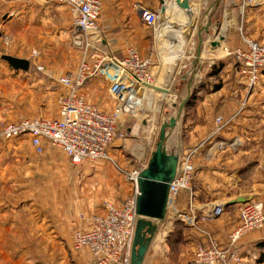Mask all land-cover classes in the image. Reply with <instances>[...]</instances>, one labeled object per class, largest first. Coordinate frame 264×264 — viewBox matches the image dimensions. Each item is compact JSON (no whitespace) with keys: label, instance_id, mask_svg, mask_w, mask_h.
Instances as JSON below:
<instances>
[{"label":"crops","instance_id":"1","mask_svg":"<svg viewBox=\"0 0 264 264\" xmlns=\"http://www.w3.org/2000/svg\"><path fill=\"white\" fill-rule=\"evenodd\" d=\"M134 1L101 0L102 12L98 28L102 51L122 60L126 49L134 47L140 58L150 60L151 69L157 71V77L166 78L174 70V66L179 65L178 70L182 68L181 64L188 58L184 60L181 57L183 54L191 55L188 47L193 42V35L197 39V31L206 28L202 35V53L197 68L200 69L203 63H206V71L211 66L222 65L224 79L221 86L215 88L214 85L211 92L202 96L201 102L204 105L213 104L216 116L226 118L230 108L234 113L241 107L245 114L244 118L237 120H233L235 114H230L232 119H228L231 121L220 135L225 139L241 137L237 148L211 147L203 154H199L201 148L198 149L193 161L194 174L190 187L169 198L165 218L158 224L142 263L187 264L192 258H182L181 252H188L189 249L193 255L197 243L204 240L205 234L198 226L185 222V218L195 222L197 214L202 212L205 205L201 201L213 194L222 193V188L218 186L220 184L216 185L215 182H212V187L217 186V190L207 189L209 168L202 165L216 163L220 159L225 163L227 159H223L224 156L241 155L239 159L249 156L254 147V138L247 120L264 117V74L261 73L253 92L248 93L246 78L240 74L234 59L225 56L226 50L242 46L241 34L257 42H264V3L253 7L242 6V0H220L215 6L216 0H189L188 15L183 18L189 29L182 40L180 36L162 35L164 23L160 21L155 29L147 27L135 4L148 7L140 1ZM162 3V0H154L150 6L151 11L158 12V6ZM197 12L198 27L193 30L191 28L196 23ZM179 22L183 23L182 20ZM217 32L223 33L222 43L213 48L210 45L215 42ZM83 43V35L73 26L72 14L66 6L59 5L55 0H0V124L40 116L56 118V100L61 91L57 88V80L76 70L86 51L82 52L75 67L78 50L82 49ZM2 55L28 60V70H14L1 60ZM195 55L196 50L191 61L192 67ZM36 66L43 70L37 71ZM215 77L216 75L211 76L209 80ZM189 80L188 78L187 86ZM109 86L110 82L104 77L91 79L83 88L87 102L103 112L110 111L113 99L108 92ZM149 92L158 97L163 96L147 88L140 90V95L146 97ZM189 111L185 112L184 109L165 143L166 152L174 153L178 158L179 153L175 147L188 144L183 134L195 132L189 121ZM170 117H166L160 126ZM257 135L262 136L259 132ZM176 137H180L178 145L173 143ZM186 150L189 147L180 149ZM242 165L238 164L237 170L242 169ZM113 176L110 167L103 162L86 161L77 166L72 165L60 149L46 141H43L41 154L35 152L27 136L1 143L0 264H94L87 248L73 250V235L77 231L89 230L92 217L104 213L105 202L119 204L125 196L131 195L132 185L122 180H118L117 184V181L111 179ZM225 181L223 180L225 187L238 190L235 183ZM117 185L120 186V191L117 190ZM226 193L231 195L211 198L206 201L208 206L211 208L224 198L242 197L241 192ZM217 223L218 221H214L206 225L215 229L219 225ZM233 223L228 234L215 230L218 234L211 239L221 247L227 246L229 235L239 225V214ZM260 242L264 241L254 243L256 249ZM247 243L249 241L242 238L237 246L244 248ZM207 244L208 241L202 245ZM259 252L260 249L255 254V264H264L256 261ZM241 261L242 264L248 263L245 256Z\"/></svg>","mask_w":264,"mask_h":264},{"label":"built area","instance_id":"2","mask_svg":"<svg viewBox=\"0 0 264 264\" xmlns=\"http://www.w3.org/2000/svg\"><path fill=\"white\" fill-rule=\"evenodd\" d=\"M66 6L73 16V26L84 35L85 52L76 70L58 79L64 91L56 103L58 115L54 119L42 116L23 119L14 123L0 124V139L10 141L27 136L37 154L43 152V141L61 150L72 165L95 162L108 158V152L116 139L117 121L121 114L127 113L130 104L139 105L140 90L145 84L153 86L150 74L151 62L140 58L134 47L126 49L125 56L118 60L107 52L94 47L101 42L98 21L101 15V0H55ZM264 0H242V6L259 7ZM142 22L155 29L159 13L137 5ZM242 46L226 50L236 62L240 74L246 78L247 88H254L264 70V42H257L241 34ZM89 49V50H88ZM92 52L88 53V51ZM37 71L42 67L36 66ZM113 72V73H112ZM110 74V97L117 102L116 109L105 113L87 102L84 86L98 76ZM215 133H222L231 120L216 117ZM235 141V140H234ZM230 146L234 147L233 142ZM235 148V147H234ZM198 148L179 153L178 168L169 186V198L181 190L189 189L194 174V158ZM139 172H131L127 180L134 186V196L124 199L120 204L105 203L104 213L92 217L87 231H77L73 235V250L87 248L95 264H128L129 251L135 226L136 178ZM222 207H216L208 215L217 216ZM184 217V216H183ZM185 218V217H184ZM264 214L258 202L249 201L240 205L239 225L229 235L228 244L221 247L213 239L207 245L199 246L194 254V264H237V242L250 232L262 227Z\"/></svg>","mask_w":264,"mask_h":264},{"label":"rangeland","instance_id":"3","mask_svg":"<svg viewBox=\"0 0 264 264\" xmlns=\"http://www.w3.org/2000/svg\"><path fill=\"white\" fill-rule=\"evenodd\" d=\"M138 1L142 2L150 10H152L150 6L153 5L154 0H135L134 2H138ZM162 1L163 3L158 6L159 8L157 12L159 13V21L160 22H163L165 20L166 22L172 21L175 22L177 25H179L177 28L172 25V27H170L169 30L167 31V33L170 32L167 35L173 36L176 34V36H180L182 40H184L185 35L187 33L186 31L189 29V27L186 26L184 22L185 19L183 20V18H185L186 15H188L187 14L188 9H185L183 5H179V4L178 7L176 5L177 3L175 4L173 3L172 6H170L168 9L166 5V0H162ZM135 5L137 6V4ZM198 17H199V12H197L196 14V21H195L196 23L191 28L193 30H196L198 27L197 25ZM179 20H182L183 23L179 22ZM146 30H148V28H146ZM222 36L223 33L218 34L217 32V34L215 35V42L222 43ZM84 45L85 42L82 45V49L78 50L77 62L75 64V67L81 58L82 52L85 51ZM102 46L103 45L101 44V42L94 44V47H97L98 49H101ZM188 48L190 49L189 54L191 55L183 54L184 56H182L181 59L184 60H186V58L188 59L184 61L183 64H181L182 68L178 70L179 65L174 66V70L169 72L166 78L157 77L158 75L157 73H155L157 71L155 69L152 70L150 66V74L153 76V82H152L153 86L164 89L168 91V93L162 94L163 95L162 97L161 96L158 97L154 93L149 92L146 97L145 96L140 97L142 102L139 105L130 104L129 106H127V113L121 114L118 118L116 139L114 140L112 146L109 149L108 158L96 161V162H103L106 166L110 167L111 173L114 175L113 178L111 179L117 181V184H118V180H122L123 182L132 185L133 189L131 195L125 196L122 200H120V203L124 199L129 198L130 196H134V186L130 181L127 180V175L130 174L131 172H140L143 168L146 167L150 152H152L154 149L160 123L165 121L166 117H170L175 113L178 105L180 104V101L185 97L188 78H190V74L193 71V67L191 66V61L196 50L195 35H193V42L191 45H189ZM92 51L93 50H91L90 52ZM226 57H230V56H226ZM203 58L205 60L206 56H204ZM117 59L121 60L119 58ZM205 66L206 63H203V65L200 67V69L197 70V72L194 75V81L192 83V89L189 98V100L191 101L190 102L191 105L189 107L190 111L188 109L185 110V112L189 111L190 115L188 117L189 119H191L189 121L192 122L191 124L194 127L193 129H195V132L193 133V131H191V133H187L185 135L183 134L184 132H182L184 138H186V142L188 143L187 146L184 145V147L186 148L189 147V150L190 149L192 150L194 148H198V149L201 148V153L199 154L205 153L211 147L221 148L220 144L230 143L231 142L230 140L233 139L235 140L236 143L234 147L237 148L239 145L238 141H240L241 137L234 136L232 138L229 137L228 139L220 137L221 135L220 133H215L216 124H217L215 119L218 116H221L223 120L226 119L228 120L229 118L232 119L230 116L233 114H235V116H233V120L244 118L243 116H245V114H243L244 112V110L242 109L243 107H241V109L238 110L239 112L235 111L234 113L230 108L229 113L226 114L227 116L226 118H224L222 115L216 116V113L213 109V104L209 103L208 105L207 104L204 105L201 102L202 96L204 97L206 94L211 92L210 89L214 85H216V88L218 86H221L223 84L222 82L224 79L223 77L224 72L222 65L220 66L221 68L217 70L215 79H211V80H209L210 78L209 74L212 71L211 69L213 66L209 67L207 71L204 70ZM109 75L110 74L107 75L105 74L104 76L101 77H104V79L107 82L108 81L110 82L111 79ZM57 88L58 90L59 88L61 89L60 94L64 91V88L58 83V80H57ZM254 88L252 89L247 88L249 90L248 93L253 92ZM242 105L244 106L243 102ZM116 107H117V102L113 100L112 109L105 113L113 112L116 109ZM196 110L198 111L197 113H195ZM143 122L145 123L144 125ZM247 122L249 124L248 128H251L250 131L251 136L254 138L253 139L254 147L252 153H250L249 156L243 157V159H239L241 155H235V157L224 156L223 159L225 158L227 159L225 163H222V160L220 159L219 162L211 163L208 165L207 164L202 165L205 166L206 168H209V175H208L209 180H207V184H206L209 185V187H207V189L217 190V186L212 187V182H215L216 185L220 184L218 186L222 188L221 189L222 193L220 194L219 192L218 194H213L212 197L209 196L208 198H204V200L201 201L204 202L205 205L202 207V212L197 214V218L195 222L192 219L188 220L185 218V222H189V224H192L193 226L196 227L198 226L205 234V235L203 234L205 236L204 240H201L197 243L193 255H192V251H190L189 249H187L188 252H186V250L181 252L182 258L191 256L192 259L187 264H194V254L199 246H202V244L206 241L209 242V239H211L212 236H216V234L218 233L224 234V232H226L228 234V232L231 231V227H233L234 225L233 221L235 222L237 220V216L239 214V208L241 204L227 205V203L230 202L231 200H235L236 199L235 197L224 198L222 200H219L220 203L214 204L215 206L222 207L220 214L217 216H213L210 214L208 215V212L211 211V208L208 206L206 201H208L209 199L211 198L218 199L221 196L228 197V195H231L226 192L229 193L241 192L243 198H249L250 199L249 201L260 203L264 214V117L263 118L255 117L251 121H249L248 118ZM257 132L261 133L262 136L258 137ZM4 142H9V141H4L0 139V144ZM173 143L175 145H178L180 143V137L178 139L176 137L173 140ZM259 143H261V145H259ZM179 147L178 146L175 147L177 148L175 149L177 153H180L181 152L180 149L184 148L182 147V145H179ZM240 163L243 164L241 166L243 168L237 170V165ZM85 165H87V163H85ZM223 180H226L225 181L226 183L227 182L230 184L235 183L238 190L237 189L233 190V189H229L228 187H225L223 185ZM119 187L120 186L117 185L118 191H120ZM107 202L115 204L110 201ZM224 205L225 207H223ZM196 221H198L199 223L196 224ZM214 221L215 222L218 221L217 224L219 225L217 226V228L215 229L212 227L208 228L209 226H207L206 224L209 225L211 224V222ZM204 225L206 227H204ZM181 228L185 230V228L183 227ZM215 230H217L218 233ZM242 238L248 240L249 243H247L244 248L242 247L243 248L242 249L237 246L239 241L237 242L236 254L240 260V262L237 264H242L241 259L243 256H245L246 260H248L247 264H255L254 257L255 254H257L258 249L255 248L254 243L259 241H264V220L261 228L256 230H251L247 234L243 235L239 240H241ZM181 264H185V263H181Z\"/></svg>","mask_w":264,"mask_h":264},{"label":"water","instance_id":"4","mask_svg":"<svg viewBox=\"0 0 264 264\" xmlns=\"http://www.w3.org/2000/svg\"><path fill=\"white\" fill-rule=\"evenodd\" d=\"M177 4L183 5L185 9L190 8L189 0H175ZM220 0L215 1V6ZM174 27L178 25L172 24ZM206 28L197 31L196 55L193 71L190 74L189 84L186 88L185 97L180 101L177 110L172 117L160 126L154 150L146 164L136 178L137 194L135 196V226L129 251L128 264H142L147 253L152 238L157 232V226L162 223L168 207L169 186L174 180L179 158L174 153H167L165 143L169 137V132L173 131L189 101L194 75L197 72V64L201 58L202 35ZM211 47H219V43H211ZM1 60L6 62L14 70L27 71L29 61L11 55H2ZM145 88L160 94H167L168 91L152 85H144ZM249 198L238 197L231 200L227 205L243 204ZM226 205V204H225ZM225 205L223 207H225ZM226 205V206H227ZM95 264V263H94Z\"/></svg>","mask_w":264,"mask_h":264},{"label":"trees","instance_id":"5","mask_svg":"<svg viewBox=\"0 0 264 264\" xmlns=\"http://www.w3.org/2000/svg\"><path fill=\"white\" fill-rule=\"evenodd\" d=\"M220 68L221 67L219 65L213 66L212 69H211L212 71L210 72L209 76L211 77V76L216 75L217 74V70L220 69ZM262 74H264V70L262 71ZM190 102L191 101L189 100L187 105H186V107H185V110L190 107V105H191ZM257 247H258V249H260V252L258 254V257H257L256 261H257V263H264V242L258 243Z\"/></svg>","mask_w":264,"mask_h":264},{"label":"bare ground","instance_id":"6","mask_svg":"<svg viewBox=\"0 0 264 264\" xmlns=\"http://www.w3.org/2000/svg\"><path fill=\"white\" fill-rule=\"evenodd\" d=\"M173 3H176V1L175 0H166V5H167V7H168V9H169V7L170 6H172V4ZM167 9V8H166ZM166 15V14H165ZM175 17V16H174ZM168 20H169V18H168ZM162 21V20H161ZM166 21V20H165ZM165 21H163L162 22V24L164 25V27L162 26V28H163V31L162 32H164L162 35H164V36H166V34H168V33H170V32H168L167 33V31L169 30V28L170 27H172V23H170V22H165ZM161 27V26H160ZM172 30V29H171ZM160 31V30H159ZM160 33V32H159ZM176 35V34H175ZM170 38V37H169ZM113 73V72H112ZM140 94V93H139ZM230 144V143H229ZM229 144H227V143H222V144H220V147L222 148V147H228V146H230ZM233 144L234 145H236V143H235V141L233 142ZM216 207H219V206H215V205H213V206H211V209H214V208H216Z\"/></svg>","mask_w":264,"mask_h":264}]
</instances>
